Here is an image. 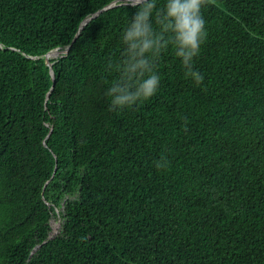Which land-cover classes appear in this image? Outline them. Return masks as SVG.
<instances>
[{"label":"trees","instance_id":"trees-1","mask_svg":"<svg viewBox=\"0 0 264 264\" xmlns=\"http://www.w3.org/2000/svg\"><path fill=\"white\" fill-rule=\"evenodd\" d=\"M130 1L0 0V264H264V0H210L202 84L169 49L113 111Z\"/></svg>","mask_w":264,"mask_h":264},{"label":"clouds","instance_id":"clouds-1","mask_svg":"<svg viewBox=\"0 0 264 264\" xmlns=\"http://www.w3.org/2000/svg\"><path fill=\"white\" fill-rule=\"evenodd\" d=\"M210 0H143L120 33L119 57L104 66L116 78L107 82L106 96L113 111L132 109L154 97L161 84L157 61L169 49L179 59L185 74L199 86L204 75L196 70L207 35L203 9ZM166 163L158 164L165 167Z\"/></svg>","mask_w":264,"mask_h":264},{"label":"water","instance_id":"water-1","mask_svg":"<svg viewBox=\"0 0 264 264\" xmlns=\"http://www.w3.org/2000/svg\"><path fill=\"white\" fill-rule=\"evenodd\" d=\"M116 1L112 2L111 4H109L108 6H106L105 8H103L102 10L96 12L95 14H93V16L89 17V18H86L82 24L80 25V30L88 23L90 22L92 19L96 18L99 14H101L102 12H105L107 10H110L112 8H115L117 7L118 5H116ZM143 3V0H131L129 2V5L131 6H136V5H141ZM80 30L79 32L76 34L75 38L73 39V42L74 43L80 33ZM69 49H70V46L69 47H66L65 49H62V50H59V49H56V50H53V51H50L48 52L45 57H44V60H45V63L46 65L48 66L49 68V72H50V75H51V79L53 81V85L52 87L50 88V91L48 92V94L46 95V101L48 100L49 98V94L51 93V91L53 90V87H54V80H55V75H54V72L52 70V64L49 62V59H55V58H58V57H63L65 56L68 52H69ZM44 146L46 147L45 143H44ZM59 232V231H58ZM58 232H56L54 235H50L49 236V239H53L54 236H56L58 234ZM39 248V246L35 247L34 250L32 251V253L34 251H36L37 249Z\"/></svg>","mask_w":264,"mask_h":264},{"label":"rangeland","instance_id":"rangeland-1","mask_svg":"<svg viewBox=\"0 0 264 264\" xmlns=\"http://www.w3.org/2000/svg\"><path fill=\"white\" fill-rule=\"evenodd\" d=\"M62 226V222L60 219H52L50 221V227H51V235H54L56 232L60 230Z\"/></svg>","mask_w":264,"mask_h":264}]
</instances>
